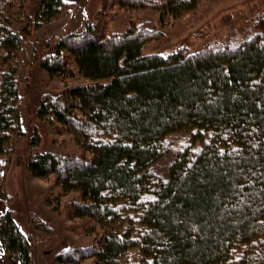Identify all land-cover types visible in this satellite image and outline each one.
<instances>
[{
	"label": "trees",
	"instance_id": "16d2710c",
	"mask_svg": "<svg viewBox=\"0 0 264 264\" xmlns=\"http://www.w3.org/2000/svg\"><path fill=\"white\" fill-rule=\"evenodd\" d=\"M205 1L104 0L94 20L35 44L34 61L67 84L38 96L27 167L55 173L73 192L69 213L96 235L60 250L59 261L264 264V8L197 45L146 52L166 35L162 26ZM71 4L39 0L32 15L24 0H0V155L26 135L17 77L24 41ZM113 5L154 10L161 26L144 18L110 30ZM42 127L72 134L81 150L46 149ZM12 214H0V240L30 264L31 241L49 239L26 233Z\"/></svg>",
	"mask_w": 264,
	"mask_h": 264
},
{
	"label": "rangeland",
	"instance_id": "374dc122",
	"mask_svg": "<svg viewBox=\"0 0 264 264\" xmlns=\"http://www.w3.org/2000/svg\"><path fill=\"white\" fill-rule=\"evenodd\" d=\"M66 1L72 3L69 8L57 19L33 30L24 41L21 49L22 65L17 77L21 82V121L26 135L14 143V151L10 156L0 155V189L2 187L4 193L9 196V202L2 197L0 202L6 205V210H12L14 219L26 233L32 234L37 240L42 237L49 239L46 244L31 241L30 264H86L90 259L79 263L61 262L56 255L70 245H86L96 236L92 227L84 223V219L69 213L66 202L73 192L63 191L57 175L51 173L47 177H39L33 175L27 167L32 112L38 96L44 91L58 93L67 84L61 77L48 74L38 66L33 58V48L38 41L42 42L48 36L61 35L83 27L86 22L94 20L97 12L104 7V0ZM38 4L39 0H24V10L33 15ZM260 8H264V0H206L198 13H186L183 17L162 26L166 35L148 44L146 52L168 51L181 43L197 45L205 42L210 33L211 36L222 33V29L230 21H234L237 15ZM107 13L110 30H122L130 20L138 21L144 18L156 21L157 25L161 26L159 13L150 9L136 10L113 5L107 8ZM16 25L21 27L20 24ZM41 131L42 146L46 149L59 152L81 150V146L70 133H45L43 127ZM165 163L166 160L160 161L158 168L163 169ZM34 219L47 221L53 228V233L36 226Z\"/></svg>",
	"mask_w": 264,
	"mask_h": 264
},
{
	"label": "crops",
	"instance_id": "0c3cea01",
	"mask_svg": "<svg viewBox=\"0 0 264 264\" xmlns=\"http://www.w3.org/2000/svg\"><path fill=\"white\" fill-rule=\"evenodd\" d=\"M5 210H6V205L0 202V213L5 212ZM0 264H21L19 259L15 258L11 254L6 253L4 251L1 240H0Z\"/></svg>",
	"mask_w": 264,
	"mask_h": 264
},
{
	"label": "built area",
	"instance_id": "2783aa9c",
	"mask_svg": "<svg viewBox=\"0 0 264 264\" xmlns=\"http://www.w3.org/2000/svg\"><path fill=\"white\" fill-rule=\"evenodd\" d=\"M197 34V33H196ZM208 35V33H206V36Z\"/></svg>",
	"mask_w": 264,
	"mask_h": 264
}]
</instances>
